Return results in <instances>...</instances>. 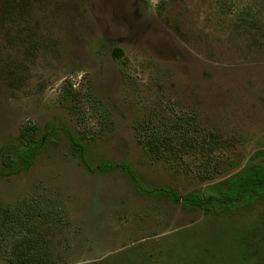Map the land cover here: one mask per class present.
Wrapping results in <instances>:
<instances>
[{
	"label": "rangeland",
	"instance_id": "rangeland-1",
	"mask_svg": "<svg viewBox=\"0 0 264 264\" xmlns=\"http://www.w3.org/2000/svg\"><path fill=\"white\" fill-rule=\"evenodd\" d=\"M145 8L0 0V150L51 122L85 155L62 131L28 169L0 168V201L32 208L19 214L29 224L3 228L0 264L31 228L49 264H264L263 202L234 215L186 211L138 191L121 169L185 193L264 161V18L243 29L218 0ZM173 123L204 141L165 161L148 127Z\"/></svg>",
	"mask_w": 264,
	"mask_h": 264
},
{
	"label": "trees",
	"instance_id": "trees-1",
	"mask_svg": "<svg viewBox=\"0 0 264 264\" xmlns=\"http://www.w3.org/2000/svg\"><path fill=\"white\" fill-rule=\"evenodd\" d=\"M218 2H222L227 7L226 10L231 12L232 18L238 20L236 22L238 25L243 24V29L248 28L250 23L257 27L262 23H258V20L264 18L262 3L255 0H218ZM247 20H254V22L247 23ZM118 51L119 49L114 50V55L118 56ZM176 125V123L173 125L156 124L154 127H148L151 130V138L147 142L152 150L158 156H162L165 161L175 159L183 150L190 153L193 148L204 141H198L196 137L188 133V130H183L181 126L176 127ZM62 131L84 161L82 140L70 132L64 123H61L58 128L50 122L44 127L37 124L25 126L15 142L0 150V168H12L16 172L28 169L43 149L60 140ZM213 145L210 144L207 149L212 150ZM86 165L92 171L97 169L87 162ZM98 166L100 170L115 168L113 163H100ZM121 169L138 191L149 196L158 194L167 196L179 203L186 211L198 209L205 215H220L224 212L234 215L240 210L252 208L258 202L264 203V161L252 163L222 180L195 187L185 193L164 186L144 184L134 167L127 162L122 164ZM31 209L29 206L27 210H15L0 201V236H4V227H6V232L11 233L17 229L21 221L22 226L29 224L31 220L23 221L19 214H27ZM30 216L31 214H28L26 218L29 219ZM34 232V228H31L26 235L14 239L10 257L4 264H49L50 257L42 252L38 235L37 238L32 237Z\"/></svg>",
	"mask_w": 264,
	"mask_h": 264
},
{
	"label": "clouds",
	"instance_id": "clouds-1",
	"mask_svg": "<svg viewBox=\"0 0 264 264\" xmlns=\"http://www.w3.org/2000/svg\"><path fill=\"white\" fill-rule=\"evenodd\" d=\"M160 0H145L146 8L144 14L148 16H155L158 11V4Z\"/></svg>",
	"mask_w": 264,
	"mask_h": 264
},
{
	"label": "flooded vegetation",
	"instance_id": "flooded-vegetation-1",
	"mask_svg": "<svg viewBox=\"0 0 264 264\" xmlns=\"http://www.w3.org/2000/svg\"><path fill=\"white\" fill-rule=\"evenodd\" d=\"M255 163V162H254ZM121 168H122V165H121Z\"/></svg>",
	"mask_w": 264,
	"mask_h": 264
}]
</instances>
